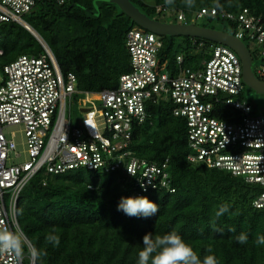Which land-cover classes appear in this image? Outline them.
Segmentation results:
<instances>
[{
    "label": "built area",
    "instance_id": "1",
    "mask_svg": "<svg viewBox=\"0 0 264 264\" xmlns=\"http://www.w3.org/2000/svg\"><path fill=\"white\" fill-rule=\"evenodd\" d=\"M39 1L0 0V42L2 24L11 22L28 29L41 45L38 53L21 54L0 68V228L23 231L18 218L19 198L28 182L41 173L121 170L131 182L130 196H144L157 189L174 192L169 160L141 158L131 146L135 129L152 118L149 106L161 100H171L173 114L186 121L191 162L264 187V114H254L251 102L242 97L244 68L235 49L191 37L193 49L204 53L199 65H189L183 52L176 55V68L170 71L159 64L162 35L137 24L126 35L130 70L121 75L117 87L80 90L76 74L62 70L51 47L25 19ZM53 1L63 6L72 0ZM170 13L168 8L156 7L157 15ZM174 14L179 24H192L189 16L230 22L233 35L253 45V52L249 48L253 71L264 81L263 15L249 8L230 12L215 7L189 15L184 10ZM205 40L211 44L206 45ZM80 94L83 96L77 103L82 106L83 117L75 126L71 108L74 97ZM226 106L229 114L221 117ZM12 126L24 134L22 150L14 139L15 131L10 135L6 132ZM253 205L264 208V192ZM32 246L27 237L20 264H25L26 258L27 264H36ZM0 264L15 261L8 254H0Z\"/></svg>",
    "mask_w": 264,
    "mask_h": 264
},
{
    "label": "trees",
    "instance_id": "2",
    "mask_svg": "<svg viewBox=\"0 0 264 264\" xmlns=\"http://www.w3.org/2000/svg\"><path fill=\"white\" fill-rule=\"evenodd\" d=\"M150 17L156 7L188 13L202 8L239 12L249 8L264 16V0H131ZM175 15V14H173ZM27 22L44 38L64 72L72 71L80 90L99 91L117 87L122 74L130 70L126 46L128 31L137 25L110 0H72L59 6L53 0L39 1ZM234 33L232 24L217 20ZM0 45L2 66L21 54L38 53L35 36L17 23H3ZM160 67L176 68V55L185 53L188 64L196 67L203 50L191 46V37L176 44L173 36H162ZM206 45L211 41L205 40ZM249 48V47H248ZM1 66V67H2ZM151 120L137 127L131 146L141 158L154 162L169 160L170 185L175 189L149 190L144 194L157 203L159 212L144 217H130L117 210L121 197H129L131 182L121 170L91 171L76 169L58 175L38 174L21 192L18 202L20 225L42 255L36 264H138L142 238L175 231L190 243L203 260L212 254L218 264H264V208L253 201L264 187L246 182L230 172L191 162L184 118L173 114L171 100L149 106ZM227 117L229 107H224ZM227 206L228 211L216 217ZM235 231H230V229ZM246 233L248 242L236 237ZM49 234L59 237V245L47 243ZM211 248L212 253L207 249Z\"/></svg>",
    "mask_w": 264,
    "mask_h": 264
},
{
    "label": "clouds",
    "instance_id": "3",
    "mask_svg": "<svg viewBox=\"0 0 264 264\" xmlns=\"http://www.w3.org/2000/svg\"><path fill=\"white\" fill-rule=\"evenodd\" d=\"M172 2L173 0H166V3ZM188 3L191 4V0H188ZM86 123L89 124V122ZM129 172L134 176L131 171ZM141 187L145 186L142 184ZM117 210L130 217L148 218L159 212V207L157 203L150 201L146 196H129L121 197ZM227 211V206H222L216 212V217L222 216ZM0 223L3 222L0 221ZM230 231H235V229H230ZM45 239L47 243L54 246H58L60 242L59 237L52 234L47 235ZM236 240L240 244H245L248 242V236L246 233H240ZM26 241L27 237L21 229L0 228V254H8L13 258L15 264H20L23 259ZM255 243L264 244V236H258ZM142 245L143 248L138 254V264H218L216 257L212 254L205 255L201 260L193 246L175 231L155 237L151 233H147L142 238ZM30 251L34 260L46 254L34 245ZM207 252L212 253V249L208 248Z\"/></svg>",
    "mask_w": 264,
    "mask_h": 264
},
{
    "label": "water",
    "instance_id": "4",
    "mask_svg": "<svg viewBox=\"0 0 264 264\" xmlns=\"http://www.w3.org/2000/svg\"><path fill=\"white\" fill-rule=\"evenodd\" d=\"M118 4L138 25L158 33L159 35H184L202 37L214 42H221L231 46L240 55L244 68V81L258 92H264V81L259 79L253 71L252 55L248 46L233 34L197 24H179L159 21L155 16L150 17L142 12L131 0H110Z\"/></svg>",
    "mask_w": 264,
    "mask_h": 264
},
{
    "label": "rangeland",
    "instance_id": "5",
    "mask_svg": "<svg viewBox=\"0 0 264 264\" xmlns=\"http://www.w3.org/2000/svg\"><path fill=\"white\" fill-rule=\"evenodd\" d=\"M171 15H159L156 16V18L159 21L163 22H169V23H178L179 21L176 19V16L173 15L174 13H170ZM25 19L29 21V17L25 16ZM189 23H195L197 25L203 26V27H208V28H213V29H223L225 27L229 26L227 25V22H225V25L223 23H220L217 20H208L206 18L203 19H192L190 16L188 17ZM225 26V27H224ZM223 31V30H221ZM169 36V35H168ZM171 36V35H170ZM184 35H174L173 40L176 44H179L183 42ZM36 49H39L40 47L37 43L34 44ZM246 45L250 48V50L253 52V45L249 44V42L246 43ZM1 48H3L0 45ZM4 49V48H3ZM7 58L5 56L0 55V68L4 62H6ZM83 95L80 94L78 96L74 97V105L71 108V114H72V122L73 125L77 126L81 123L83 114L81 112L82 106L77 103V100L81 98ZM242 97L245 99H248L251 102V105L253 107V113L256 115L264 114V92H258L254 88H251L249 85L245 84L244 91L242 93ZM15 131V136L14 139L18 143V148L19 150H22L24 148V142H25V137L24 134L19 130L18 126H12L6 129V132L8 135H10V132ZM24 158V157H23ZM23 160V159H22ZM25 252V249H24ZM25 264H27V258L25 259Z\"/></svg>",
    "mask_w": 264,
    "mask_h": 264
}]
</instances>
